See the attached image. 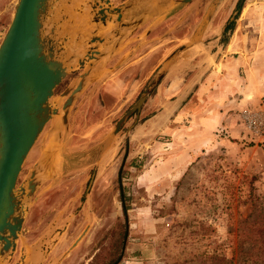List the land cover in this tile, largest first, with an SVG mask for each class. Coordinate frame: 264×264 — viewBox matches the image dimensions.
I'll list each match as a JSON object with an SVG mask.
<instances>
[{
	"label": "rangeland",
	"instance_id": "1",
	"mask_svg": "<svg viewBox=\"0 0 264 264\" xmlns=\"http://www.w3.org/2000/svg\"><path fill=\"white\" fill-rule=\"evenodd\" d=\"M16 1L0 0V41ZM80 1H55L46 25L91 44L99 25ZM93 65L67 125L55 138L49 120L22 163L17 185L42 156L52 172L0 264H230L242 237L227 231L244 227L251 193L264 202V134L240 115L264 113V0H171Z\"/></svg>",
	"mask_w": 264,
	"mask_h": 264
},
{
	"label": "water",
	"instance_id": "2",
	"mask_svg": "<svg viewBox=\"0 0 264 264\" xmlns=\"http://www.w3.org/2000/svg\"><path fill=\"white\" fill-rule=\"evenodd\" d=\"M55 1L17 0L0 41V260L14 250L30 199L42 179L52 172V159L42 156L26 179L17 185L22 163L45 124L55 118L52 130L56 138L62 124L67 125L71 105L95 71L93 62L113 54L128 33L171 2L124 0L114 6L110 0H84L92 20L103 25L102 29L96 27L89 38L91 44H87L71 43L67 36L56 33L54 24L46 25ZM99 31L102 36L96 34ZM78 67L83 69L78 78L52 103L56 86ZM163 73L160 70L151 80L116 122L112 134L128 117L140 111Z\"/></svg>",
	"mask_w": 264,
	"mask_h": 264
},
{
	"label": "trees",
	"instance_id": "3",
	"mask_svg": "<svg viewBox=\"0 0 264 264\" xmlns=\"http://www.w3.org/2000/svg\"><path fill=\"white\" fill-rule=\"evenodd\" d=\"M238 5L240 6L239 3ZM225 29H228V25L225 26ZM250 196L252 198L248 199L250 201L249 211L242 219L244 227L239 230L230 228L227 231L230 235L237 231L236 235L240 233L242 237L241 243L232 245L230 264H264V202L261 207L256 208L255 199L258 197L253 193ZM122 205L125 212L127 208L124 202Z\"/></svg>",
	"mask_w": 264,
	"mask_h": 264
},
{
	"label": "built area",
	"instance_id": "4",
	"mask_svg": "<svg viewBox=\"0 0 264 264\" xmlns=\"http://www.w3.org/2000/svg\"><path fill=\"white\" fill-rule=\"evenodd\" d=\"M241 118L244 126L254 134H264V113H251L243 111Z\"/></svg>",
	"mask_w": 264,
	"mask_h": 264
},
{
	"label": "bare ground",
	"instance_id": "5",
	"mask_svg": "<svg viewBox=\"0 0 264 264\" xmlns=\"http://www.w3.org/2000/svg\"><path fill=\"white\" fill-rule=\"evenodd\" d=\"M56 2H57V0H56ZM53 9H54V6H53ZM52 12V11H51Z\"/></svg>",
	"mask_w": 264,
	"mask_h": 264
}]
</instances>
